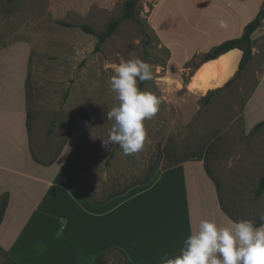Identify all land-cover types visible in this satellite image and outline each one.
Masks as SVG:
<instances>
[{
  "label": "rangeland",
  "instance_id": "1",
  "mask_svg": "<svg viewBox=\"0 0 264 264\" xmlns=\"http://www.w3.org/2000/svg\"><path fill=\"white\" fill-rule=\"evenodd\" d=\"M126 1L0 0V53L17 58L16 54H22L27 62L34 157L45 162L62 150L73 160L77 187L91 202L110 196L106 202L118 196L111 195L178 160L202 159L224 210L236 221L264 223L260 220L264 189L255 195L264 172V104L254 102L245 122L242 114L262 75L264 45L260 54L223 86L199 98L197 91L182 96L193 69L212 49H195L209 44L211 22L197 17L189 0H135L134 16L122 18ZM249 6L248 13L253 6L264 10V0H252ZM113 20L119 21L116 29L95 49L96 36L81 26L101 32ZM261 21L256 28L259 36L264 35V19ZM175 35L187 39L188 44ZM133 57L153 68V79L144 81L141 91L156 94L162 102L153 119L144 122L148 136L143 150L125 155L119 145L111 150L103 147V140L112 127L106 114L119 104L109 80L115 75V66ZM0 64L13 69L18 61L5 58ZM259 95L264 98V84ZM260 121L263 123L255 128ZM247 136L262 137V141ZM56 203V210L67 209L62 195ZM110 217L87 220L90 234L103 236L99 246L112 240L108 235L112 232ZM151 229L145 223L125 233L139 237L136 244L143 250L151 245L141 234L152 235ZM48 230V224L39 227L41 235H47ZM44 243L38 237L33 247L47 249L49 245ZM106 258L128 264L119 252ZM0 264H12L2 249Z\"/></svg>",
  "mask_w": 264,
  "mask_h": 264
},
{
  "label": "crops",
  "instance_id": "2",
  "mask_svg": "<svg viewBox=\"0 0 264 264\" xmlns=\"http://www.w3.org/2000/svg\"><path fill=\"white\" fill-rule=\"evenodd\" d=\"M249 2L252 0H189V5L198 11L197 17L211 22L209 44L197 45L195 49L202 51L239 37L260 8L253 6L248 13ZM221 20L225 27L220 26ZM256 32L255 29L251 34V59L260 54L264 45V35ZM166 34L172 35L162 33ZM176 38L188 44L187 39ZM16 55L18 58L0 53V61L5 58L18 61L13 69L0 64V200L5 201L0 219V249L13 264H92L98 253L111 246L122 249L132 264H161L165 254L180 252L183 241L198 230L202 219L220 226L235 221L222 207L216 184L202 159L157 170L147 183L133 186L106 202L89 201L74 180L73 160L65 157L62 150L45 162L34 157L27 62L22 54ZM240 58L241 50L234 48L215 58L201 60L193 69L182 96L197 91L199 98L204 92L223 86L235 75ZM263 84L264 64L259 83L244 104L243 122L254 102L260 105L261 100L264 104V98L258 97ZM246 138L262 141L257 136ZM59 195L66 198L65 211L55 209ZM107 214L111 216L112 232L108 235L112 240L99 246L104 242L103 236L90 234L87 220H97ZM145 223L151 225L152 235L147 232L141 235L151 247L141 250L136 244L139 237L135 239L125 232L132 233L136 226ZM41 224L49 225L47 235L39 232ZM38 237L45 241V246L49 245L47 249L33 247Z\"/></svg>",
  "mask_w": 264,
  "mask_h": 264
},
{
  "label": "clouds",
  "instance_id": "3",
  "mask_svg": "<svg viewBox=\"0 0 264 264\" xmlns=\"http://www.w3.org/2000/svg\"><path fill=\"white\" fill-rule=\"evenodd\" d=\"M220 26H226L223 20ZM114 73L109 85L119 104L106 114L112 127L103 147L111 150L113 145H119L125 155H131L143 150L148 136L144 122L153 119L162 101L138 87V81L153 79L150 63L133 57L115 66ZM231 163L230 159L229 167ZM260 220L264 221V213ZM161 264H264V223L257 227L254 221L243 219L220 226L202 219L198 230L183 241L179 254H165Z\"/></svg>",
  "mask_w": 264,
  "mask_h": 264
},
{
  "label": "trees",
  "instance_id": "4",
  "mask_svg": "<svg viewBox=\"0 0 264 264\" xmlns=\"http://www.w3.org/2000/svg\"><path fill=\"white\" fill-rule=\"evenodd\" d=\"M134 6H135V0H127L124 3V9H123V13H122V18L133 17L134 16ZM262 19H264V10L260 9L257 12L256 16L243 27V31H242V33H241V35L239 37L226 39V40L220 42L218 45L214 46L210 51H208L204 55L203 60H208V59H211V58H215L218 55H220L221 53H224V52H226L228 50H231V49H234V48H239L241 50V58H240V61H239V64H238V69H237L235 75L239 74L240 71L245 67L247 62L251 59V44H252V42H251V34L258 27L259 22ZM118 22H119L118 20H113V21L109 22L107 24V26L104 28V30H102L101 32H95V31H93L92 28H90V27H88L86 25H82L81 29L84 30L87 33H91V34H94L96 36L97 43L95 45V49H97L99 44L102 43L106 39V37L109 36L116 29V27L118 25ZM142 85H143V82L141 83V82L138 81V87H139L140 90L142 89ZM262 123H263V121H260L254 127L258 128ZM117 146L118 145H115V147H117ZM110 154H112V152ZM186 160H188V159L184 158V159L178 160L175 163H172V164H170L168 166H171V165H174V164L186 161ZM168 166H166V167H168ZM207 173L209 174L208 171H207ZM153 175H154V172L150 173L147 177H145L139 183H135V184L129 185L128 187H126L122 191H120V192H118L116 194H113L111 196L120 195V194L126 192L127 189L131 188L132 186H134L136 184H145L152 178ZM263 189H264V172H263V174L260 176V178L258 180V186H257V188L255 190V195L259 196ZM108 197H110V196H108ZM108 197H106V198H108ZM105 199H103V200H93L92 202L99 204V203L104 202ZM4 207H5V201L3 200L1 202V207H0V219H1L2 211H3ZM255 225L258 226V225H260V223L257 222V223H255ZM114 252L121 253L126 258L128 264H132L130 262V260L127 258L126 253L122 249L117 247V246H112V247L106 249L105 251H102V252L98 253L95 256V258L93 259L92 264H117L115 261H109L106 258L108 255H110V254H112ZM178 254H179V252L174 253V254L170 255L169 257H173V256L178 255ZM12 264H13V262H12Z\"/></svg>",
  "mask_w": 264,
  "mask_h": 264
}]
</instances>
